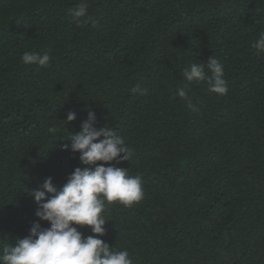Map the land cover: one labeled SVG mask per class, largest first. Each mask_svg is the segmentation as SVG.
<instances>
[{"label": "trees", "instance_id": "1", "mask_svg": "<svg viewBox=\"0 0 264 264\" xmlns=\"http://www.w3.org/2000/svg\"><path fill=\"white\" fill-rule=\"evenodd\" d=\"M80 2L0 0V252L39 222L29 191L81 167L61 149L91 110L132 149L111 166L144 189L131 207L106 205L100 239L132 264H264V53L251 46L264 0H86L92 19L78 26ZM25 52L53 59L28 65ZM210 56L225 96L183 79ZM184 85L198 113L173 95Z\"/></svg>", "mask_w": 264, "mask_h": 264}, {"label": "clouds", "instance_id": "2", "mask_svg": "<svg viewBox=\"0 0 264 264\" xmlns=\"http://www.w3.org/2000/svg\"><path fill=\"white\" fill-rule=\"evenodd\" d=\"M88 7L86 0H81L70 9L78 26L91 21ZM251 46L257 54L264 53V32ZM21 59L25 64L47 68L53 57L47 52L43 55L25 52ZM182 76L187 84L206 83L208 92L217 96L229 92L224 66L214 56L206 63H191L183 69ZM132 92L143 95L146 90L136 85ZM173 95L188 100L193 112L200 111L188 98L187 85L177 87ZM75 119L76 114L69 111L64 124ZM47 131L55 137L59 128L53 125ZM68 138L70 145H64L61 150L79 153L81 167L75 168L60 188L47 177L38 188L29 191L37 205L35 216L39 222L32 223L24 238L2 248L0 264H132L127 249L114 250L99 238L106 231L107 220L103 215L106 205L118 202L131 207L144 198L139 174L130 175L129 170L111 166L113 161L117 164L129 161L131 147L108 125L97 128L96 115L91 110L80 131ZM40 222L49 226L41 227ZM74 225L89 228L92 235L85 237Z\"/></svg>", "mask_w": 264, "mask_h": 264}]
</instances>
